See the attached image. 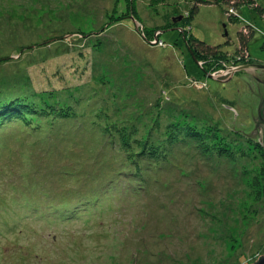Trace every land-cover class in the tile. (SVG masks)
I'll return each mask as SVG.
<instances>
[{
	"label": "rangeland",
	"instance_id": "374dc122",
	"mask_svg": "<svg viewBox=\"0 0 264 264\" xmlns=\"http://www.w3.org/2000/svg\"><path fill=\"white\" fill-rule=\"evenodd\" d=\"M194 2L0 0V102L22 94L43 111L0 123V264L264 254V145L222 107L253 126L237 100L247 71L227 66L264 63V19L247 4L190 18ZM190 39L218 49L196 58Z\"/></svg>",
	"mask_w": 264,
	"mask_h": 264
},
{
	"label": "trees",
	"instance_id": "16d2710c",
	"mask_svg": "<svg viewBox=\"0 0 264 264\" xmlns=\"http://www.w3.org/2000/svg\"><path fill=\"white\" fill-rule=\"evenodd\" d=\"M199 4L224 5L226 7V9H225L226 14L233 12L237 15L239 14V10L237 8H239V6L247 4L249 6L256 8L258 14L264 19V7L257 4V0H195L194 4L192 5L191 9L188 11V13L186 15L190 16V18H193V16L195 15V13L198 10ZM238 17H239V15H238ZM184 22L187 23L186 26L189 27L188 26L189 22L187 20ZM152 30H151V32H152ZM254 34H255V29H254L253 25H251V24H246V27L243 30L238 32L239 41H240V43H242V45L244 47H246V49H248L250 37H252ZM190 40H189L190 42H188V44L190 46L189 49H190L191 54H193V56H195L196 58H204V57L211 56L213 54L215 55V52L218 49V46L207 45L205 42H203L201 40H197V39H190ZM244 50H245V48H244ZM263 89L261 90L262 92H259V94H258V98L260 101L259 105L261 104L262 107H264V90ZM28 101L29 100H27V98L24 97L22 94H18V95L12 96V98H9L5 104L0 102V123L4 122V121L6 122V120L7 121L11 120V118H23V120H26L28 118V120H30L29 117L34 116V115L38 116L39 114H41L43 112V111H39V107L34 106L32 104V102H30V101L28 102ZM59 114L61 116L62 115L66 116L68 113L61 110V111H59ZM257 115H258V113H257ZM257 115L254 116V119L255 118L259 119V115L258 116ZM263 115H264V108H263ZM258 124H259V121H258ZM261 130H262V127L259 124V127L256 126V132L254 134L258 136V134L261 132ZM186 132L188 135L189 134L193 135V136H199L200 135V133H198V131L194 128H186L185 133ZM251 138L255 139V141L258 139L257 137H254V136ZM259 139H260V137H259ZM256 142H258V141H256ZM124 145H125L124 147H126V150L130 151V143L128 141H125ZM152 150L153 149H149V151H148V149H147L146 151L152 153ZM153 152H157V150H155ZM131 157H134V153H131Z\"/></svg>",
	"mask_w": 264,
	"mask_h": 264
},
{
	"label": "water",
	"instance_id": "95a60500",
	"mask_svg": "<svg viewBox=\"0 0 264 264\" xmlns=\"http://www.w3.org/2000/svg\"><path fill=\"white\" fill-rule=\"evenodd\" d=\"M257 61V60H255ZM260 62V61H258ZM224 64V63H223ZM228 68H232L234 70H243L247 71V73H241L239 76L244 80L245 83V88L242 91V97L239 96L238 89H237V100L240 105L243 107L245 106H250V113L249 116L251 117L253 121V126L250 128V130H247V127L250 125V123H244V117H248V114L244 113L242 110L240 112H236V110L228 105L223 104L222 107H229L233 110V116L228 117L227 120L230 122V126L235 128L236 130H239L251 137H257L260 142L264 145V115H262V105H259V98L258 94L259 91L264 88V85L259 84L256 80V76L262 77V70L260 69L261 67H264V63L260 62V64H255V65H247V64H239V65H234V66H227ZM232 73V72H231ZM230 73V74H231ZM237 86V83H235ZM259 115V124L262 127L261 132L257 135L254 133L256 132V127H255V119L254 116ZM236 116H239L240 119L236 120ZM253 135V136H252ZM260 137V139H259ZM251 264H264V254L258 256V260H256L254 263Z\"/></svg>",
	"mask_w": 264,
	"mask_h": 264
},
{
	"label": "flooded vegetation",
	"instance_id": "af4514ba",
	"mask_svg": "<svg viewBox=\"0 0 264 264\" xmlns=\"http://www.w3.org/2000/svg\"><path fill=\"white\" fill-rule=\"evenodd\" d=\"M261 70H262V77H260V76H256V80H257V82L259 83V84H262V85H264V67H261L260 68ZM264 90V89H263ZM259 92H262L261 90L259 91ZM263 108L264 107H262V112H263ZM258 113V112H257ZM262 115H263V113H262ZM258 116V115H257ZM255 127L256 126H258L259 127V124H258V121H259V119L257 118H255Z\"/></svg>",
	"mask_w": 264,
	"mask_h": 264
},
{
	"label": "built area",
	"instance_id": "2783aa9c",
	"mask_svg": "<svg viewBox=\"0 0 264 264\" xmlns=\"http://www.w3.org/2000/svg\"><path fill=\"white\" fill-rule=\"evenodd\" d=\"M162 41V40H161Z\"/></svg>",
	"mask_w": 264,
	"mask_h": 264
}]
</instances>
